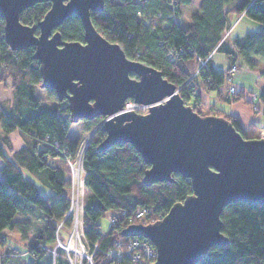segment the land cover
Masks as SVG:
<instances>
[{
    "label": "trees",
    "instance_id": "1",
    "mask_svg": "<svg viewBox=\"0 0 264 264\" xmlns=\"http://www.w3.org/2000/svg\"><path fill=\"white\" fill-rule=\"evenodd\" d=\"M231 2L199 0L194 8V0H104L103 10L90 11V17L97 31L107 40L117 42L127 57L160 70L196 112L222 116L244 138H253L264 128V123L252 121L243 127L236 116L213 103H207V111H203L199 93L215 90L220 100L255 105L254 112L264 116V89L255 102L241 89L231 94L221 91L220 85L225 83L227 76L212 66V55L206 67L197 75L193 74L198 57L205 58L214 51L222 52L230 63L240 57L248 67L255 66L251 58L254 56L264 62V0H239L233 5ZM49 6V1L34 3L21 11L20 22L36 24ZM188 7H192L189 19L180 25L176 18L179 20ZM228 10L260 23V29L230 38ZM57 29L63 40L83 41L82 24L75 14L68 16ZM170 47L176 49V60L166 55ZM32 52V47L9 48L4 38V20L0 17V81L11 91V105H0V158L3 161L0 168V248L7 245L3 230H16L33 256L28 264H43L41 259L47 255V248L52 247L57 224L69 205V169L55 143L60 150L67 148L72 154L83 135L95 128L102 116L80 120L82 126L76 127L78 137L72 138L69 131L74 123L69 119L67 101L58 100L51 89L45 90L46 98L55 104L47 103L37 94L35 86H39L41 75L39 62L32 57ZM261 75L264 77V69ZM15 130L25 144L13 150L8 134ZM104 136L105 132L99 127L83 157L86 171L83 232L88 240L98 244L93 264H108L103 251L115 240L126 239L120 234L123 227L130 223H146L149 215L164 214L173 203L191 193L190 180L178 173L172 174V182L142 184L141 178L148 165L140 154L129 143L114 144L99 151L97 146ZM41 187L47 192L41 191ZM138 206H146L148 215L132 217L129 222L128 217ZM34 212H39L43 219L40 227L28 216ZM107 213L115 215L117 223H108L103 229L99 219ZM220 218L221 232L228 242L224 246L210 247L193 264L264 262V203H228ZM5 252L8 255L4 264L6 258L18 257L20 253L14 247ZM55 264H66V261L58 257Z\"/></svg>",
    "mask_w": 264,
    "mask_h": 264
},
{
    "label": "water",
    "instance_id": "2",
    "mask_svg": "<svg viewBox=\"0 0 264 264\" xmlns=\"http://www.w3.org/2000/svg\"><path fill=\"white\" fill-rule=\"evenodd\" d=\"M50 6L36 24L19 20L36 2ZM104 0H0L4 38L9 48L32 47L39 62V86L66 100L76 123L102 116L99 151L129 143L148 167L141 182L188 178L191 193L148 223H130L122 236H141L154 246L151 264H193L212 246H224L220 214L234 201L264 203V136L244 138L222 116L200 114L175 84L153 66L126 56L117 42L94 27L90 11ZM79 17L83 41H66L57 29L70 15ZM38 28V33L35 29ZM149 104L146 113L123 109L124 101Z\"/></svg>",
    "mask_w": 264,
    "mask_h": 264
},
{
    "label": "built area",
    "instance_id": "3",
    "mask_svg": "<svg viewBox=\"0 0 264 264\" xmlns=\"http://www.w3.org/2000/svg\"><path fill=\"white\" fill-rule=\"evenodd\" d=\"M176 20L178 21L177 18ZM146 22L148 23L149 20ZM178 51L181 52L182 48H178ZM176 54V49L172 47L167 48L166 55L169 59L176 60L178 57ZM211 55L210 53L205 58L198 57L197 73H193L194 75H197L206 67L207 60ZM236 66V62H232L226 73V80L230 83L226 90L227 94L236 91V87L232 84V74L237 71ZM247 97L252 102H255L257 95L255 93H248ZM123 109L133 110L138 113H146L149 109V104L138 103L132 99H126ZM101 124L102 120L99 127ZM90 136L91 135H88L86 138L83 137L78 142L72 154H70L67 148L60 150L58 144L55 143L56 149L61 151L69 169V205L64 216L57 224L54 245L47 248L48 252L52 255L51 264H55L58 257H62L66 261V264H93V254L98 249L97 242L88 240L83 232V212L85 204L84 178L86 175L83 166V157ZM259 136H264V128L260 131ZM147 215L148 208L146 206H138L133 212V215L128 217V221L131 222L132 217L143 218ZM162 216V213H158L156 216L149 215L148 222H152ZM107 219L110 225H115L117 223V217L115 215L109 214ZM63 224L68 225V233L65 239L60 237V226ZM103 253L108 259V264H151L156 257L154 246L149 240L141 236H127L125 240H115L108 249L103 251ZM7 255L6 252H0V264H4V258ZM250 264H264V262L257 261Z\"/></svg>",
    "mask_w": 264,
    "mask_h": 264
},
{
    "label": "rangeland",
    "instance_id": "4",
    "mask_svg": "<svg viewBox=\"0 0 264 264\" xmlns=\"http://www.w3.org/2000/svg\"><path fill=\"white\" fill-rule=\"evenodd\" d=\"M239 0H232L231 5H233L234 3H238ZM194 6V4H193ZM190 7L184 9L182 17L179 19L180 22H183L184 20H188L189 19V13L191 8ZM236 21L235 19H230V24L229 27H231V31H230V38L234 37L236 32H240V35H243L245 32L244 29H250L252 31H257L258 29H260V23L250 20L247 17H242V21L239 24V26L237 28L234 29V26ZM179 22V23H180ZM245 23L246 24H250L249 28H245ZM244 25V26H243ZM212 57L215 59L217 65H219L220 67H223V69L225 70V73H227L228 71V67L230 66V62L225 58L224 54L222 52L219 51H214L212 53ZM236 68L237 71L232 74L233 80H232V84L237 87L238 85H240V83H244L243 85L245 86L246 91H250V94L256 93L258 95V93H260L261 90V82H262V78H260L258 76V73L255 70H251L241 58H237L236 59ZM198 66V65H197ZM228 66V67H227ZM227 67V68H226ZM197 73V68L194 71V73ZM229 82L226 80L225 83H223L222 85H220V88L223 90H227L229 87ZM35 89L37 91V94L42 97L43 99H45L47 101V103L50 104H55L53 100L46 98V89L40 87V86H35ZM226 92V91H225ZM215 92H212V94H214ZM247 92H246V96H247ZM200 102V101H199ZM201 103V102H200ZM205 104V105H204ZM207 103H202V107L201 109L203 111H207V107H206ZM0 105L3 107H9L11 105V91H10V87L4 85L3 82L0 81ZM252 109L255 108V105L253 107H251ZM257 118L259 120V118L261 119L262 116L259 114H256ZM101 121H99L97 123V126L95 128H93L92 130H90L89 132L85 133L83 135V137L86 138V136L91 135L89 137V141L92 139V137L94 136L96 130L99 128V124ZM260 123H262V121H260ZM81 127L82 125L79 122L74 123V125L71 127L69 134L72 138H77L78 137V133H77V129L76 127ZM79 131V130H78ZM81 132V131H79ZM93 134H92V133ZM260 131L257 133V136L259 135ZM80 134V133H79ZM82 137V138H83ZM86 196V192L84 194ZM18 214V213H17ZM109 215V213H107L104 217H102L101 219H99V222L101 224V228L106 229L108 227V219L107 216ZM40 223L39 218H37L35 220V224ZM68 225L63 224L62 226H60V237L62 239L66 238V235L68 233ZM5 235L7 236V245L3 246L0 248V252H3L4 250H6L7 248H17L20 253L18 255V257H10V259L7 261V264H28L32 259L33 256L32 254L27 251V246L25 244V241L20 239L19 233L16 230H5ZM54 245V243H53ZM52 245V246H53ZM46 256L44 258L41 259V262L43 264H50L51 260H52V255L51 253H49L48 251L46 252Z\"/></svg>",
    "mask_w": 264,
    "mask_h": 264
},
{
    "label": "crops",
    "instance_id": "5",
    "mask_svg": "<svg viewBox=\"0 0 264 264\" xmlns=\"http://www.w3.org/2000/svg\"><path fill=\"white\" fill-rule=\"evenodd\" d=\"M198 3H199V0H194V8L197 7ZM242 17H244V16H242L241 14L238 15L233 10H228V12H227V20H228V23L230 22V19H235L236 18V21L238 20L237 23L235 21L236 24L234 26V29L237 28L239 26V24L241 23ZM180 18L181 17H179V19ZM186 21H187V19L184 20L183 22H180L178 20V22H180L179 23L180 25L185 24ZM245 26H246L245 28H249L250 27V24H246L245 23ZM230 29H231V27H230ZM244 30H245L246 33L247 32H255V31H252L250 29H244ZM243 35H240V32H236V34H235L234 37H241ZM251 58H252V60L254 62H256V64H255L254 67H249V68L251 70H255L258 73V76L263 79L262 82H261V90H263L264 89V77L261 75V71L264 69V62L262 60H260L259 58L255 57V56L254 57H251ZM211 64H212V66L215 69L222 70L223 72H225V70L223 69V67H220L219 65H217V63H216V61H215V59L213 57L211 58ZM243 84L244 83H240V85H238L236 87V90L237 89L238 90L241 89V90H243V91H245L247 93L250 92V91H246L245 86ZM221 91L225 92V90H223V89H221ZM212 92H215V93L212 94ZM199 94H200L199 101L201 103H213V104H216L217 106H219L222 109H224L226 112H229L230 114L236 116L239 119L241 126H243V127H246L252 121H254L256 123H259V124H263L264 123V116L262 115L261 112L255 113L254 110L250 106L244 104L241 101L227 102V101H224V100H220L219 97H218V95H217V92L215 90H213V91L210 90V91H207V92L202 91ZM256 114L261 115L262 118L261 119L259 118V120L256 119L257 118ZM260 121H262V123H260ZM8 138L10 140L11 148L13 150L18 149V148H20L21 146H23L25 144L23 138L21 137V135L16 130L15 131H12L11 133H9L8 134ZM2 165H3V161L0 158V168L2 167ZM41 191H46V190H43L42 187H41ZM28 216L33 221V224L34 225H35V220L37 218H39V220H40V223L37 224L38 227H40L43 224V219L40 217L39 212H34L33 214H29ZM5 230H3V233L4 234H5V232H4ZM33 232H34V230H32V232H29V236H31ZM5 251L6 250H4V252ZM9 259H10V257H8V258L5 259V264H7V261Z\"/></svg>",
    "mask_w": 264,
    "mask_h": 264
},
{
    "label": "clouds",
    "instance_id": "6",
    "mask_svg": "<svg viewBox=\"0 0 264 264\" xmlns=\"http://www.w3.org/2000/svg\"><path fill=\"white\" fill-rule=\"evenodd\" d=\"M4 252V251H3Z\"/></svg>",
    "mask_w": 264,
    "mask_h": 264
}]
</instances>
